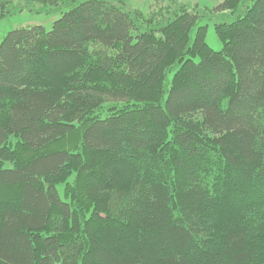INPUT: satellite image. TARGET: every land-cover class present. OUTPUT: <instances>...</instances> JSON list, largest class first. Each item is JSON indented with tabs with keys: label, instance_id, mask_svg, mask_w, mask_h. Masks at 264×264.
Listing matches in <instances>:
<instances>
[{
	"label": "trees",
	"instance_id": "obj_1",
	"mask_svg": "<svg viewBox=\"0 0 264 264\" xmlns=\"http://www.w3.org/2000/svg\"><path fill=\"white\" fill-rule=\"evenodd\" d=\"M17 1L62 15L0 43V264H264V0L220 51L178 0Z\"/></svg>",
	"mask_w": 264,
	"mask_h": 264
},
{
	"label": "rangeland",
	"instance_id": "obj_2",
	"mask_svg": "<svg viewBox=\"0 0 264 264\" xmlns=\"http://www.w3.org/2000/svg\"><path fill=\"white\" fill-rule=\"evenodd\" d=\"M129 7L133 9H138L144 14H148L163 5L166 7L170 0H126ZM179 2L189 6L190 8H196V10L201 15L200 24L207 26V44L215 51H220L223 48V42L219 38L216 32V24L219 22L231 21L235 18V15H232L230 12L221 15L218 12H215L213 9L217 7L223 0H178ZM19 5L24 4V2H19L14 0ZM44 8L40 4H28L26 9L23 12L14 13L11 16L4 17L0 20V43L4 36L11 30L33 26L41 25L44 26L47 30L52 29L53 23L61 17L59 11H49L43 10ZM48 9V8H47ZM213 10V11H212ZM196 61H199L200 58L196 57ZM173 72H170L168 78L171 79ZM64 185H59V191L62 196H64L63 191Z\"/></svg>",
	"mask_w": 264,
	"mask_h": 264
}]
</instances>
